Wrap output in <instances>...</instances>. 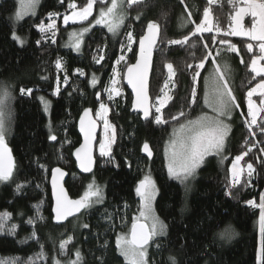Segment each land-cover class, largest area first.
<instances>
[{
	"label": "trees",
	"instance_id": "trees-1",
	"mask_svg": "<svg viewBox=\"0 0 264 264\" xmlns=\"http://www.w3.org/2000/svg\"><path fill=\"white\" fill-rule=\"evenodd\" d=\"M69 3L82 8L87 0H42L38 15L20 24L13 22L16 2L0 3V84L11 83L14 89L7 144L16 166L13 179L0 187V213H11V219L5 221L0 231V260L6 264L13 259L19 264H28L29 258H33L34 264H53V258H57L67 264L69 259H75V251L79 249L83 258L81 264H126L116 247V238L130 227L138 213L140 197L135 189L145 175H150L158 189L155 212L167 225V234L156 239L161 247L157 248L156 242L152 244L150 264H172L170 256L177 264H258L256 222L260 209L247 202L252 200L259 204L264 192V164L260 162L264 161L260 151L264 147V135L254 128L257 134L253 137L244 123L246 119L250 121L247 92L261 79L253 80L254 73L250 71L251 60L259 54L258 49L254 47L249 53L246 48L247 43H251L249 40L216 32L203 33V40L199 36L192 37L186 45L168 44L169 40L190 34L195 25L187 21L198 23L206 7L211 10L214 25L228 30L235 11L233 6L228 0H218L211 5L208 0H142L130 7L125 2L127 18L117 38L106 28H95L86 37L82 54L76 55L72 50L63 49L60 39L53 43L49 35H43L36 28L52 19L50 13L61 17L69 14ZM107 4L110 5V0ZM149 21L157 22L161 30L160 42L154 51L150 87L153 113L157 97L164 93L171 97L162 109L168 121L164 124H156L153 117L144 121L133 114L132 97L124 86L125 71L136 61L138 41ZM129 31L134 37L130 51L126 35ZM13 32L23 39V45L13 39ZM213 35L215 45L209 41ZM222 38L235 44L244 60L241 63L238 55H232V84L240 107L231 121L227 160L222 163L219 157L208 158L196 176L191 194L186 196L183 186L169 176L164 151L173 128L194 119L202 109L203 81L210 72L211 62L200 69L196 103H191L194 73L188 65L200 62L205 54V42H209L213 53L222 48L219 43ZM192 42L196 47H190ZM121 55L124 60L117 64ZM57 58H61L60 69L56 67ZM168 62L173 64L175 75L168 88H164L168 81L165 66ZM114 66H117L119 95L112 93L109 99ZM65 74L68 76L66 84ZM57 87L59 95L54 94ZM21 88L33 91L31 95L21 94ZM41 97L48 103H43ZM101 103L109 109L107 118L116 131L111 157L99 156V137L94 171L81 176L75 161V149L82 142L80 118L85 109H91L98 120L96 113ZM181 111L183 116H179ZM173 116L179 118L172 119ZM98 122L101 125V121ZM102 130L103 125L101 134ZM50 134L57 139L51 140ZM145 142L153 151L151 159L142 154ZM253 144L255 147L245 156L256 169L251 183L245 179L231 189V196L226 195L233 158ZM56 167L67 173L66 188L72 199H79L93 179L103 187L104 194L103 203L62 228L53 223L50 178L51 169ZM18 184L23 185L19 191ZM29 219H33L34 224H29ZM85 224L87 228L83 227ZM13 225L15 231L10 232ZM33 230L37 237L25 242ZM225 230L233 234L231 239L221 237ZM68 237H72V242L67 245L66 254H61L59 245ZM41 244L46 256L36 258Z\"/></svg>",
	"mask_w": 264,
	"mask_h": 264
},
{
	"label": "snow or ice",
	"instance_id": "snow-or-ice-1",
	"mask_svg": "<svg viewBox=\"0 0 264 264\" xmlns=\"http://www.w3.org/2000/svg\"><path fill=\"white\" fill-rule=\"evenodd\" d=\"M63 2V0H61ZM98 0H87L86 6L82 7L79 11H73L71 15H64V23L68 24L69 21L78 22L86 21L89 16L92 15L94 5ZM125 2L130 7L134 4L141 3L142 0H110V5L107 4V0H99L102 5L99 9L98 18L95 19L96 25H104L107 27L108 32L113 35L118 34L119 29L124 24L127 18V12L125 9ZM183 2V0H182ZM228 2L234 8V15L231 17L232 23L230 24V31L223 30L218 24L213 25L210 20V8L206 7L203 11V19L198 23L196 21H187L195 25L194 30L190 34L183 36L181 39H172L168 41L170 45H186L192 37L199 36L201 40L204 39L203 33H211L215 29L216 34H223V36H242L248 37L251 41H256L259 48L260 55L254 56L251 60L250 71L254 73L252 79L255 80L260 77L258 83L252 87L247 92V116L250 117V121L246 119L244 121L245 126L253 137L256 136L255 129H258L261 135H264V117H261L258 121L259 113H264V100L260 101L261 106H257L252 97L254 95H259L264 97V65L258 66V62L264 60V0H240V6H237L236 0H228ZM39 0H21L22 8L15 13V18L17 21L21 20L23 16L31 11L34 14V9L38 5ZM208 3L214 4L216 0H208ZM69 7L75 9V3H69ZM57 14H49V18ZM191 15V13H189ZM246 15L251 16L250 27H245L243 19ZM139 19V17H137ZM56 27L55 23H49L47 27L41 23L38 25L39 30L43 33L48 30H52ZM89 27H83L80 29L79 33H72L71 36L76 37L74 41V48L79 51L81 48L82 37L85 33L89 32ZM127 40L129 42L128 50H131V43L134 41V37L131 31L127 34ZM160 36V25L157 22L149 21L146 26V33L139 38V59L136 64L128 68L127 81L128 84L132 86L135 92L134 107H138L143 111L144 119H149V117L154 118L156 124H164L168 121L164 119L162 114V109L166 107L168 101L171 99L167 93H164L162 97H157L158 104L155 107L154 113L147 106V101L149 99L146 89V80L148 73L152 67V49L155 46L158 37ZM13 39L18 40L23 44V40L13 32ZM212 45L216 44V36L213 35L209 38ZM55 43V41H52ZM40 41H37L39 44ZM219 43L221 45H226L227 48L224 50L217 49L216 55L213 56L212 49L209 47V42L203 44L205 49V54L200 58V62L195 66L189 64L188 67L193 70V86L191 89V103H196L197 100V90L196 83L198 77L200 76V69H203L206 62H211L215 65L212 74L213 87L211 93L205 94V103H209V96H211V104L213 106V116H208L203 114L196 119L188 120L186 123H181L178 129H175L172 134V138L168 142V148H166V156L168 158V173L170 177L179 180L181 183L186 182L194 176L197 169L203 164L205 157L212 152L223 153L226 151V142L231 131V124L226 122L231 119L232 113L235 108H239L240 105L236 102V97L229 86L227 76L225 72L228 70V65H224V70L217 61V57L222 54V51L235 52L239 54V49L235 44H232L227 39H220ZM123 49V45L121 46ZM190 47H196V43L192 42ZM247 51L249 53L253 52L254 45L252 43H247ZM104 57L101 56L102 60ZM124 60V56L121 55L116 63L119 64L120 61ZM99 62V61H97ZM243 58H241V63H243ZM166 68L168 70V81L165 82L164 88H168L169 82L175 75L173 64L171 62L166 63ZM57 69L61 68V58L56 60ZM81 72V70H77ZM59 80V78H58ZM68 76L65 74L64 82L67 83ZM96 83V78L93 76V84ZM115 83V81H113ZM32 89L21 88V94L27 92L31 95ZM164 92V89H161ZM112 92L119 95V91L115 88L109 91V99H112ZM59 95V87H57L54 93ZM10 95L7 88L0 90V183L10 182L14 176L15 162L11 154V149L6 143L7 127L5 123L4 114V101ZM99 99V94H97ZM41 101L45 104L48 102L41 97ZM109 109L105 104H100V111L96 113L97 117L103 120L104 128L106 133V139L99 143V156L100 157H111V144L115 141L116 131L115 126L112 125L106 118V113ZM91 109H85L83 115L80 118V131L84 133V143L80 147L75 149V157L79 163V167L86 173H90L95 165V159L93 156L92 144L95 139L94 129L96 127L95 122L91 119L89 113ZM184 113L181 111L179 116H183ZM179 117L173 116L172 119H178ZM226 118V119H225ZM109 130H111V135H108ZM51 132V129H50ZM51 140L55 141L57 139L56 135L50 134ZM247 143V141H245ZM259 143V141H257ZM255 147V144L248 147L247 151L242 152L235 156V159L231 165V180L229 183V191L226 195L231 196V189L237 187L241 184V177L244 172V168L239 167V164L244 157ZM142 150L147 154L149 158L152 156V151L149 144L145 142L143 144ZM261 153L264 154V147L260 149ZM259 161V157H257ZM264 164V161H260ZM130 166V165H129ZM41 167H44L41 165ZM247 183H251V179L256 172L254 165L248 162L247 165ZM66 175V173L60 168L56 167L51 169V183L53 189V196L55 197V206L52 209L54 213V220L56 222H62L67 220L70 216H75L81 213V210L91 209L94 205L103 203L104 194L103 187L96 184L95 179L92 180L87 185V190L79 199H70L67 192L64 190L63 186L60 184L61 179ZM23 187L22 184L17 185V190L19 191ZM137 195L140 197V210L139 216L134 218L130 231L126 234H120L116 239V247L119 254L124 258L126 264H149L148 258V247L150 242H156V238L164 236L167 234V225L155 216L153 213L152 203L156 194V185L154 180L150 175H145L141 179L135 189ZM253 207H258L260 209L259 223H260V233L261 242L260 248L257 254L258 264H264V194L260 196L259 204L255 201H248ZM37 210L39 206L37 205ZM38 219H43L42 217H37ZM11 219V213L4 212L0 213V231L4 229L5 221ZM111 219V216H109ZM144 221V222H141ZM150 221V223H148ZM29 224H34L33 219L28 220ZM83 227L87 228L88 225L85 224ZM16 226L13 225L9 231L14 232ZM222 238H232V233L228 230L222 232ZM37 237L35 230L30 234V236L25 238V242L28 239H33ZM72 242V237H68L67 240L62 241L59 245L61 254H66L67 245ZM37 243L39 240L37 239ZM41 252L37 253L36 258L45 257L46 253L43 251V245H40ZM156 247L160 248L161 245L156 242ZM82 255L79 249L75 251V259H69L67 264H81ZM172 264H177L174 257H169ZM0 264H6L5 261L0 260ZM7 264H19L15 259L7 262ZM28 264H34V259L29 258ZM53 264H63L57 258H53Z\"/></svg>",
	"mask_w": 264,
	"mask_h": 264
},
{
	"label": "rangeland",
	"instance_id": "rangeland-1",
	"mask_svg": "<svg viewBox=\"0 0 264 264\" xmlns=\"http://www.w3.org/2000/svg\"><path fill=\"white\" fill-rule=\"evenodd\" d=\"M3 1H6V0H0V3L3 2ZM13 1H15L16 4H17V10H16V12H17L18 10H21V8H22L21 0H13ZM107 1H108V0H107ZM217 1H218V0H216V2H217ZM41 2H42V0H39L38 5H36V7H35V9H34V14H32V12L29 11V12H27V13L23 16V18H22L21 20H19V21L16 20V18H15V14H14V16H13V22H14L15 24H20L21 22L25 21V20L28 19V18H34V17H36V16L38 15V13H39V9H40ZM236 2H237V6H240V0H236ZM101 6H102V5L99 3V0H98V2L94 5V9H93V13H92V15L89 16L88 20H86V21H78V22H72V21H69L68 24L65 25V23H64V19H63L64 15L61 17L60 15L57 14V15H54V16L52 17V19H51L49 22H47V23H43V25H44L45 27H47V25H48L49 23H53V22H54L55 25H56V27H55L54 29H52V30H48V31L42 33V32L39 30L38 25L36 26V28H37V30H38L40 33H42L43 35H49L50 38H51L52 40H54V41H56L57 39H60V40H61V43H62L61 45H62L63 49H65V50H72V51L74 52V54H76V55H80V54H82V51H83V48H84V44H85L86 37H87V36H88V35H89V34H90L95 28L102 27V28H106V29H107V27H105L104 25H96V24H95V19L98 18L99 9L101 8ZM79 10H81V8H77V7H76L75 9L71 8V12H70L69 14H65V15H71L73 11H79ZM209 18H210L211 22H212L213 25H214V19H213V15H212V13H211V10H210V17H209ZM251 19H252V18H251L250 15H246V16L244 17V19H243V23H244V26H245L246 28H247V27H250ZM125 21H126V19H125ZM125 21H124V22H125ZM185 23H186V22H185ZM39 25H40V24H39ZM123 25H124V24H123ZM123 25H122L121 28L119 29L118 34L113 35V34L110 33V32H109V34H111L112 36H114L115 38H117V36L119 35L120 30L122 29ZM186 25H188V24L186 23ZM83 27H89V28H90V31L87 32V33H85V34L83 35V37H82V43H81V48H80L79 51H77V50L74 48V41H75L76 37L71 36V34L74 33V32L79 33L80 29H82ZM187 27H188V26H187ZM107 31H108V30H107ZM226 31H230V27H229V29L226 30ZM213 32H215V29L213 30ZM17 36H18V35H17ZM232 37L240 38V39H243V40H249L248 37H242V36H232ZM14 40H15V39H14ZM21 40H23V39L21 38ZM15 41L19 42L18 40H15ZM249 41L254 45V47H255L256 49H258V53H259V54H258L257 56H259V55H260V52H259V48H258V46H257V42H256V41H251V40H249ZM19 43H20V42H19ZM20 44H21V43H20ZM23 44H24V41H23ZM23 44H21V45H23ZM226 48H227V46H226V45H223L222 48H218V49L224 50V49H226ZM237 48H238V47H237ZM238 49H239V48H238ZM253 51H254V48H253ZM233 54H234V55H238V56L240 57V61H241L242 56H241V54H240V51H239V54H237V53H235V52L222 51V54H221L219 57H217L216 59H217L219 65H220V67H221V70H224V65H225V64L228 65V70L225 72V75L227 76L229 86L231 87V89H232V91H233V93H234V95H235V91H234L233 84H232V82H233L232 79H233V74H234V71H233V70H234V67H233V65H232V61H233L232 55H233ZM215 55H216V51L213 53V56H215ZM243 61H244V60H243ZM261 65H264V60H261V61L258 62V66H261ZM214 67H215V65H214L213 63H211V66H210V72H209V73L206 75V77L204 78V81H203V98H202V102H201V104H202V109H201L200 113H199L194 119H196L197 117H199V116H201V115H203V114H207L208 116H213V115L215 114V113L213 112V106H212V104H211V96H209V103H205V94H206V93H211V90H212V87H213L212 74H213V71H214ZM116 71H117V66H114V68H113V72H112V78H111V86H110L111 89H113V88L117 89L116 87H117V85H118V83H119V81H117L118 76H117ZM113 81H115V83H113ZM96 82H97V81H96ZM198 84H199V77H198L197 83H196V85H195V86H196V90H197V86H198ZM4 88H7L8 92L10 93V95H9L7 98H5V101H4V109H3V110H4V114H5V123H6V127H7L8 120H9V109H10V104H11V101H12V98H13L14 89H13V86H12L11 83H2V84H0V90H3ZM117 90H118V89H117ZM112 93H113L114 95H116L115 92H112ZM235 97H236V95H235ZM252 99H253L254 103L259 107V106H261V105H260V101H261V100H264V97H261V96H259V95H254V96L252 97ZM236 102H237V100H236ZM247 107H248V105H247ZM236 110H237V108L234 109V111H233V113H232V116H231V119H230V120H227V119L225 118V119H226V122H228V123L231 124V121H232L233 118L235 117ZM263 114H264V113H259V115H258V121L260 120L261 117H264ZM107 115H108V113H106V118H107ZM107 119H108V118H107ZM98 121H101V125H103L102 134H101V136H100V142H101V141H104V140L106 139V133H105V128H104V122H103V120L100 119V118L98 117ZM186 122H187V121H186ZM186 122H185V123H186ZM178 128H179V126H176L175 128H173V130H172L171 133H170V138H169V140L172 138L173 131H174L175 129H178ZM230 132H231V131H230ZM108 135H109V136L111 135V130H109ZM229 135H230V133H229ZM228 137H229V136H228ZM169 140H168V142H169ZM227 140H228V139H227ZM168 142H167V145H166V147H165V151H164L167 170H168V158H167V156H166V148H168ZM6 143H8V135H6ZM111 145H112V144H111ZM226 148H227V142H226ZM213 156L219 157V159L221 160L222 163H225V161H226L227 158H228V155H227L226 151L223 152V153L212 152V153H210L209 155H207V156L205 157V160H204L203 164L200 166L199 169H197V171H196V173L194 174V176H193L192 178H190L189 180H187L186 182L181 183L179 180H177V179H175V178L172 177L173 179H175L176 181H178V182L183 186L186 196H187L188 194H189V195L191 194L192 189H193L192 185H193V183H194L195 180H196V176L198 175V172L204 167V165H205L207 159L210 158V157H213ZM234 159H235V157L233 158V160H234ZM233 160H232V162H233ZM247 163H248V161H247L246 158L244 157V160H242V161L240 162V164H239V167L244 168V172H243L242 177H241V182L244 181L245 179H248V178H247V167H246ZM231 165H232V163H231ZM230 169H231V166H230ZM151 178L153 179L152 176H151ZM153 180H154V179H153ZM230 180H231V172H230ZM6 183H8V182H2V183H0V187H1L2 185L6 184ZM155 185H156V184H155ZM156 189H157V186H156ZM262 194H264V192H263ZM157 196H158V189H157V191H156L155 198H154L153 203H152L153 213H154L155 216L158 217V215H157L156 212H155V202H156ZM139 210H140V207H139ZM139 210H138V213L134 216V218H136V217L139 216ZM134 218H133V220H134ZM159 219H160V218H159ZM132 222H133V221H132ZM141 222H144V221H141ZM148 223H150V221H148ZM130 228H131V225H130V227H129L127 230H122L118 235L128 233V232L130 231ZM256 230H257V232H258V241H259V247H258V250H259V248H260V242H261V233H260V223H259V219H258L257 222H256ZM161 237H163V236L157 237L156 239L161 238ZM116 239H117V238H116ZM152 244H153V242H151L150 246L148 247V258H149V264H150V254H151V250H152V247H153ZM118 252H119V251H118ZM120 256H121V255H120ZM121 257H122V256H121ZM122 258H123V257H122ZM123 259H124V258H123ZM124 262L126 263L125 260H124Z\"/></svg>",
	"mask_w": 264,
	"mask_h": 264
},
{
	"label": "water",
	"instance_id": "water-1",
	"mask_svg": "<svg viewBox=\"0 0 264 264\" xmlns=\"http://www.w3.org/2000/svg\"><path fill=\"white\" fill-rule=\"evenodd\" d=\"M145 33H146V31H145ZM145 33H144V34H145ZM160 38H161V30H160V36L158 37L157 42H156L155 46H154L153 49H152V67H151V69H150V71H149V73H148L147 80H146L147 95H148V97H149V99H148V101H147V106L150 108L151 111H152V98H151L150 87H151L152 72H153V68H154V51L156 50V48H157L158 45H159ZM138 59H139V45H138V52H137V56H136V61H135L132 65L136 64V62H137ZM132 65H131V66H132ZM131 66H129V67H131ZM129 67H128V68H129ZM128 68H127V70L125 71V74H124V86H125V88L128 90L129 94H130L131 97H132V104H131V110H132V113L141 116L142 119H143L144 121H149V120L152 119L151 116L149 117V119H144L142 109L133 106V105H134L135 95H136V94H135V92L133 91L132 86L129 85V84H128V81H127ZM152 112H153V111H152ZM89 115H90L91 119H92V120L95 122V124H96V127H95V129H94V136H95V139H94L93 144H92L93 156H94V159H95V161H96V149H97V145H98V143H99V137H100V134H101V125H100V123L98 122V120H96L93 111H91V112L89 113ZM79 133H80L81 138H82V143H81V145H82V144L84 143V133L80 131V122H79ZM7 145H8V144H7ZM8 147H9V146H8ZM149 147H150V146H149ZM9 148H10V147H9ZM150 149H151V147H150ZM151 151H152V149H151ZM11 154H12V157H13L14 162H15V158H14V155H13L12 151H11ZM142 154H143L145 157L149 158V157L147 156V154H146L143 150H142ZM153 155H154V154H153V151H152V156H151V158H153ZM151 158H149V159H151ZM75 161L77 162V165H78V167H79V163H78V161L76 160V157H75ZM15 167H16V166H15ZM94 168H95V165H94V167H93L92 172H90V173H86V172H84V171L79 167L81 173L84 174V175H90V174H92L93 171H94ZM63 171H64V170H63ZM14 172H15V169H14ZM64 172H65V171H64ZM65 173H66V172H65ZM66 181H67V173H66V175H65V176L61 179V181H60V184L63 186L64 190L67 192V189H66V187H65ZM50 186H51L52 200H53V207H54V206H55V197L53 196V189H52L51 179H50ZM67 195H68V197H69L70 199H72V198L69 196L68 192H67ZM82 212H83V210H81V213H78V214H76L75 216H70L67 220H72V219L76 218L77 216L81 215ZM53 214H54V213H53ZM67 220L62 221V222H59V223L56 222V221L54 220V223H55L56 225H62V224H64ZM150 244H151V242H150Z\"/></svg>",
	"mask_w": 264,
	"mask_h": 264
},
{
	"label": "flooded vegetation",
	"instance_id": "flooded-vegetation-1",
	"mask_svg": "<svg viewBox=\"0 0 264 264\" xmlns=\"http://www.w3.org/2000/svg\"><path fill=\"white\" fill-rule=\"evenodd\" d=\"M82 143V142H81ZM77 163V162H76ZM77 172H78V174H80L81 176H83L84 174H82L81 173V171H80V169H79V167H78V165H77ZM51 179V178H50ZM67 181H68V179H67ZM67 181H66V183H67ZM65 187H66V184H65ZM67 189V188H66ZM67 192H68V190H67ZM69 194V193H68ZM70 196V195H69ZM73 200H75V199H73ZM100 204H96V205H94L91 209H88V210H83V212H82V214L81 215H79V216H77L76 218H74V219H72V220H67L64 224H62V225H56L55 223H54V214H53V223L56 225V226H58V227H65L66 226V224H68V223H70V222H73V221H78V219L80 218V217H83L85 214H87V213H89L90 211H92L93 209H95L96 207H98Z\"/></svg>",
	"mask_w": 264,
	"mask_h": 264
}]
</instances>
